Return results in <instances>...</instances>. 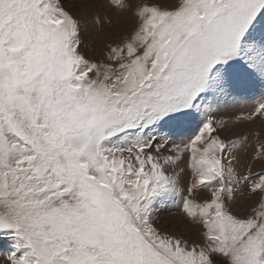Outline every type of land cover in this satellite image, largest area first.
<instances>
[{"label": "snow or ice", "instance_id": "obj_1", "mask_svg": "<svg viewBox=\"0 0 264 264\" xmlns=\"http://www.w3.org/2000/svg\"><path fill=\"white\" fill-rule=\"evenodd\" d=\"M256 86L264 0H0V260L264 264Z\"/></svg>", "mask_w": 264, "mask_h": 264}, {"label": "rangeland", "instance_id": "obj_2", "mask_svg": "<svg viewBox=\"0 0 264 264\" xmlns=\"http://www.w3.org/2000/svg\"><path fill=\"white\" fill-rule=\"evenodd\" d=\"M88 23L91 25V19H89ZM105 31H108V29H105ZM262 94H264V87L256 86L246 90L235 98L229 97L221 99L219 102L217 116L222 118L227 124V130L222 133V136L232 139L247 137L245 151L251 150L252 146H254L258 140H264V118L249 122L237 121L235 117L241 113L250 111L255 101L258 100ZM201 122L202 120L200 118L194 120L183 129L182 136L188 137L193 135L198 130L199 123ZM157 207L159 208L161 223L175 224L178 222L179 217L177 210L172 207L171 203L161 205L158 201ZM0 264H3L2 260H0Z\"/></svg>", "mask_w": 264, "mask_h": 264}]
</instances>
